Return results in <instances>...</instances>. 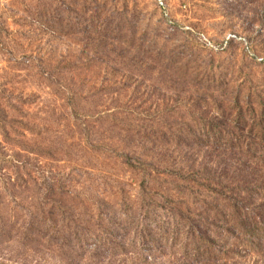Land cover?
Returning <instances> with one entry per match:
<instances>
[{
	"label": "rangeland",
	"instance_id": "rangeland-1",
	"mask_svg": "<svg viewBox=\"0 0 264 264\" xmlns=\"http://www.w3.org/2000/svg\"><path fill=\"white\" fill-rule=\"evenodd\" d=\"M165 1L169 18L156 0H0V104L12 118L33 127L13 139L29 147L54 145L58 151L49 158L29 156L26 150H11L0 134L2 148L7 155L20 150L23 161L30 157L32 178L45 171L62 184L70 180L79 196L70 201L69 214L90 230L96 228L98 206L107 209L125 199L138 203L140 175L124 163L127 156L144 152L136 131L155 124L165 131L191 122V113L198 112L191 102L204 89L193 85L197 72L190 65L204 64L211 76H222V88L211 92L220 109L206 99L211 104L201 116L226 129L235 115L233 101L226 98L241 96L242 103L249 94L264 101V60H258L264 57V0ZM92 13L100 16V25L107 16L120 19L122 39L93 33ZM229 34L242 39H227ZM154 112L163 116L156 118ZM155 148L153 158H159ZM28 181V187L11 193L20 203L36 193ZM15 214L13 221L22 224L21 211ZM19 235L15 230L11 241L0 238V264L186 262L180 250L170 248L147 260L142 243L131 245L126 254L62 258L45 247L49 237L41 245L24 246ZM194 264H264V255Z\"/></svg>",
	"mask_w": 264,
	"mask_h": 264
},
{
	"label": "trees",
	"instance_id": "trees-1",
	"mask_svg": "<svg viewBox=\"0 0 264 264\" xmlns=\"http://www.w3.org/2000/svg\"><path fill=\"white\" fill-rule=\"evenodd\" d=\"M90 18L93 33L117 40L124 36L120 19L107 16L100 25V16L92 13ZM189 67L197 72L193 85L204 89L191 102L198 112L191 113V122L169 125L165 131L159 124L136 131L141 133L144 152L127 156L124 163L140 175L138 203L125 199L117 206L109 204L107 209L98 206L94 230L82 227L69 214L70 201L79 196L76 188H70V180L62 184L45 171L40 180L32 178L31 158L23 161L20 150L7 155L0 142V174L12 170L16 175L0 176V238L11 241L16 230L19 242L28 246L41 245L49 237L45 247L62 258L81 260L126 254L136 243L147 246L143 252L147 260L165 248L180 250L184 264L236 260L249 253L264 255V101L249 94L242 103L241 96L226 98L235 105L233 125L226 129L218 121L201 116L211 104L206 99L220 109L211 92L222 88V76H211L212 70L204 64ZM153 114L163 116L161 112ZM19 123L0 104V134L11 150L19 148L28 155L47 158L58 151L54 145L34 143L29 147L22 140H14L33 130ZM85 141L90 150V140ZM155 147H159V158H153ZM200 150L206 154L201 156ZM23 175L29 177L36 193L33 200L21 198L20 203L11 193L28 187ZM160 177L165 179V186ZM17 210L22 213V224L13 221Z\"/></svg>",
	"mask_w": 264,
	"mask_h": 264
},
{
	"label": "built area",
	"instance_id": "built-area-1",
	"mask_svg": "<svg viewBox=\"0 0 264 264\" xmlns=\"http://www.w3.org/2000/svg\"><path fill=\"white\" fill-rule=\"evenodd\" d=\"M156 2H157V4H158L159 8H161V9L163 10L164 15H165L167 18H169V14H168V12H167V10H166V1H165V0H156ZM168 21H169L170 23H172L171 20H168ZM230 37L238 38V39H242L241 37H237L235 34H229V36H228L227 39H230ZM203 38H204L205 41H208L207 38H205V36H203ZM258 60L263 61V60H264V57H260V58H258Z\"/></svg>",
	"mask_w": 264,
	"mask_h": 264
}]
</instances>
